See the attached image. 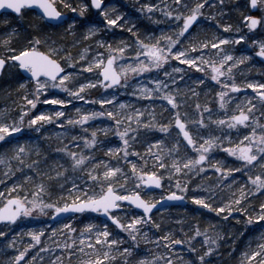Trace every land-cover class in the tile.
Segmentation results:
<instances>
[{
    "label": "snow or ice",
    "instance_id": "6c2138e0",
    "mask_svg": "<svg viewBox=\"0 0 264 264\" xmlns=\"http://www.w3.org/2000/svg\"><path fill=\"white\" fill-rule=\"evenodd\" d=\"M225 4L226 0L142 4L141 12L152 16L158 9L170 22L168 31L156 35L142 34L136 22L109 0H0V13L23 18L31 12L35 20L28 24L31 31L23 35V43L15 47L14 38L27 30L19 25L12 27L0 52V76L9 71L27 74V79L19 83L24 92L17 105L18 113L0 110V145L9 146L0 152V165L5 169L0 172V185L18 171L22 173V180L0 191V222L14 224L37 212L47 216V210H51L52 217L62 213L97 214L79 230L73 224L75 215L62 224L63 231L51 229L53 236L64 237L63 244L55 245L64 251L51 264H64L65 253L69 262L75 257L77 264H208V257L220 246V235H210L215 231L212 224L202 231L197 221L186 231L181 220V236L171 229L163 235L144 231L145 227L162 229V224L153 218V210L162 201L190 200L225 220L233 213H243L244 218L233 217L243 226L233 235L243 236L256 229L259 232L246 244L239 264H264V202L258 208L253 204L257 193L264 195V81L238 82L233 72L254 56L264 59V39L251 40L253 50L239 55L234 48H227L229 44L248 43L249 35L238 23L222 22ZM236 9L249 32L264 28V0H244ZM253 10L260 14H252ZM93 15L99 18L93 20ZM205 17L233 35L219 31L207 34L202 24ZM2 22L10 23L6 16ZM58 27L63 28L65 36L75 37L79 30L82 39L95 43L96 49L85 45L73 54L71 49L81 40L67 44L62 42L63 37L53 39L49 30ZM117 28L130 33V38L107 39L103 35ZM174 61L204 74L205 78L194 81L202 86L199 90L189 87L181 91L176 86L178 80L184 79L180 74L187 75V70L174 66ZM154 70L163 76L153 77L152 87L135 80ZM133 85L132 94L151 101L152 111L131 108L124 102L119 103V108L113 107L115 94L109 99L103 95L92 97L89 91L98 86L108 90ZM242 89L254 90L253 95L237 102L234 95ZM201 92L208 97L206 102H201ZM189 95L194 98L191 104ZM157 99L162 102L159 111ZM74 100L108 107H77ZM212 100L217 102L218 114L213 112ZM40 104L57 108L40 110ZM68 105H72V112L64 107ZM98 117L108 118L111 123L92 126L90 122ZM52 123L67 126L65 132L56 133L59 146L52 149L54 157L28 139L20 142L30 130L41 132ZM77 125L82 133L72 134ZM141 128L145 133L165 134L146 142L143 153L135 147L142 142ZM110 135L118 138L117 144H106ZM98 150L103 151V158L96 155ZM217 151L235 158L239 167L215 156ZM33 153L36 159H32ZM133 155L137 159H131ZM208 169L217 176L215 187L222 184L231 193L219 204L212 185L206 194L192 187V176L207 175ZM241 171L246 173V179L237 186L232 174ZM69 183L70 187H66ZM204 187L203 182L194 184L196 190ZM155 189H161L158 195ZM44 234V228L29 231L31 242L18 250L8 264H25L29 250L41 245ZM201 236L203 240L197 246V237ZM0 237H6V232L0 231ZM16 239L13 236L7 246L16 248ZM141 240L154 244L157 253L139 255ZM178 245H186L188 252L195 255L186 258ZM46 250L41 248L27 264H36L38 258L42 261L41 253Z\"/></svg>",
    "mask_w": 264,
    "mask_h": 264
},
{
    "label": "rangeland",
    "instance_id": "374dc122",
    "mask_svg": "<svg viewBox=\"0 0 264 264\" xmlns=\"http://www.w3.org/2000/svg\"><path fill=\"white\" fill-rule=\"evenodd\" d=\"M111 3H116L120 6V10L126 12L130 18H132L136 24L137 27L141 30L142 34H147L149 32L155 33L156 35H159L162 31H168L170 22L165 19L163 13L161 11L153 10V15L148 16L144 12H141L140 6L142 4L146 3H168L169 0H109ZM210 2H214V0H210ZM244 4V0H226L225 9H224V15L222 17V22H229L230 18H235V23L240 24L242 31L244 33H247L249 35V42L245 43L242 41L239 45H232L229 44L226 47L227 48H234L236 50V54L239 55L241 52H247L249 50H253V46L251 45V40H261L264 39V28H258L256 30H253L252 32H249L247 27L241 22L240 20H236L239 13L236 9V5ZM244 11H247V9H243ZM209 9H205V12H208ZM71 15V13H69ZM5 17V16H4ZM1 19L0 23V52L3 51V45L2 41L5 38V35L9 33L12 29V27L19 25L21 29H24V23L21 22L19 24L11 25L3 23V19ZM7 17V16H6ZM96 15L92 16L93 20L98 19ZM21 18H19L20 20ZM9 20V19H8ZM159 21V22H157ZM203 27L206 29L207 34H211L213 31H219L222 35H233L232 32H224L223 29L219 28L218 25H215L213 21L207 20L206 17L202 19ZM53 39L61 40L63 37L62 42L67 44H72L74 40H81V44L77 45L76 47H73L71 51L73 54L82 51L83 47L85 45H90L93 50L96 49V44L92 43L88 40H83L80 31L77 30L76 36L73 37L72 35H64L63 28H52L49 30ZM23 32V31H22ZM105 38L107 39H120V38H130L131 34L127 33L125 30L122 29H114L112 31L106 32L103 34ZM104 49H101L103 51ZM94 55V51L92 53ZM174 66L184 67L187 70V75L184 73H181L180 75H184L183 81H177V85L181 91H186L187 88H196L197 90L200 89L202 86H197L194 81L199 78H205L203 73H200L196 70H188V66L181 64L179 61L172 62ZM258 69H264V63L259 60L258 57L254 56L253 60L250 62H246L244 65H239L236 69L233 70L234 75L236 76V79L238 82H243L244 80H257V81H264V71H259ZM167 70L171 71V67H168ZM162 77V72H156L155 70L150 74H143L140 76L135 77V80L139 83H147L149 87H152V78L153 77ZM26 79L23 77L20 73L12 74L11 71L6 72L3 75L2 78V87L0 86V110H4L7 108L10 110L11 113L16 114L19 111V108L17 105L21 103L20 97L23 95L24 90L19 89V83L22 82V80ZM14 82L15 85V91L11 94L9 92V89L11 87V83ZM212 84H215V82H211ZM170 87H174L170 85ZM135 90V86H131L128 88H125L123 86L117 88L113 87L108 90L103 89L102 87H97L95 89H91L90 95L92 97H100L101 95L105 96L106 98H111L113 94L116 95L117 100L113 101V107L119 108V103L124 102L129 105H131V108L135 109H143L147 108L148 111H152L150 104L151 101L143 99L138 96H134L132 93ZM218 90V89H215ZM58 93L60 90H54ZM206 91V90H205ZM254 90L252 89H242L240 93L234 95V99H237V102H239L240 99H243L244 96H252ZM63 95H66L64 93ZM192 98L190 95L188 97L189 104H191ZM201 102H206L208 100V97L204 94V92H201L200 96ZM214 105L213 112L214 114H218L217 108H216V101H211ZM254 103H258L257 101L253 100ZM74 105L77 107H85L88 109H100V108H107L108 105L101 106L99 104H93L90 101H80V100H74ZM162 102L160 100H156L157 104V110L159 111V106ZM67 111L72 112L73 108L72 105L64 106ZM234 107V105H233ZM259 107V105H258ZM55 109L57 106L55 105H44L40 104L38 105V109L44 110V109ZM34 112L37 110H33ZM130 112V109L126 110ZM193 113L195 110H192ZM215 118V115H214ZM64 118H61L63 120ZM111 123L108 118L104 117H98L95 122H90L92 126L97 127H103L104 124ZM67 127V126H66ZM65 128H61L58 124L52 123V124H46L44 128L41 130V132H34L29 131V134L23 136L21 139V143H23L24 139L30 140L33 144L39 145L40 148L46 150L49 153V157H54V153L52 152V149L59 146L57 143V136L56 133H63L66 130ZM141 132V143H137L135 145L136 148H138L141 153H143L144 147L147 146L146 142H151L153 138H161L165 134L159 133L158 131L148 132L145 133L144 129H140ZM82 133V129L80 126H75L72 129V134H78ZM50 137V139L46 138ZM70 138V137H69ZM101 139H104L101 137ZM64 143H67V140H63ZM79 143V141H77ZM118 143V138L115 136H109L106 139V144L108 146H112ZM9 147L6 144L0 145V152H2L5 148ZM71 147V145H69ZM96 155L100 158H103V151L98 150ZM215 156L219 158H224L227 160V163L229 165H235L239 167V162L230 156H227L222 151H217L214 153ZM131 159H137L134 155L130 157ZM32 159H36L35 154L33 153ZM43 159V156L41 157ZM43 168V165H42ZM4 166L0 165V172H3ZM27 171V170H25ZM78 176H82V174H77ZM233 177L237 179V186L239 183H242L246 179V173L244 171H241L239 173H233ZM3 177L0 176V179ZM193 181V190L194 191H200L201 194H206L207 187L209 185L213 186L214 191L218 193L219 199H217V204H219L220 199H227L230 198V191L228 188L224 187L222 184L219 188H216L215 185L217 183V176L214 174V171L212 169L207 170V175L201 174L200 177L192 176ZM22 180V173L17 172L16 176H13L10 178V180H5L4 185H0V191L4 189L5 186L11 185V183L18 182ZM79 183V180L77 181ZM203 182L205 187L200 190H196L194 188L195 183H201ZM230 182V181H229ZM66 187H70V183L66 185ZM166 190V189H165ZM234 190V189H233ZM161 189L155 190L156 194L158 195ZM260 202H264V195L257 193L255 195V199L253 201V204L255 207L258 208V205ZM49 211V215L45 216L43 214H39L38 212L34 214L31 217H22L14 224H0V231L6 232V237H0V264H8V261L11 257L15 256L17 251L21 248L27 246L28 243L31 242V237L27 235V233L33 229L39 230L40 228L45 229V234L42 237V243L41 245L37 246L34 249L29 250V255L25 259V264H27V260L31 259V256L36 255L37 252H40L41 248H46L47 250L42 252L41 255L44 257V259L41 261L39 258L36 261V264H51L52 261L56 259V257L61 255V252L64 250L62 248L55 247L56 244H63L64 243V237L57 234L56 236L52 235L51 229L57 228L62 229V224L67 223L68 219L59 221V222H53L52 216H51V210ZM97 214H80L75 215L76 219L73 221L74 226L77 227L79 230L80 228H83L84 225L90 221L93 220V218ZM239 215L241 218H244L243 213H233V217ZM229 217L227 220L223 218L222 215L214 213L208 209H204L199 205L193 204L189 200V205L184 207H171L167 208L165 210L160 211L159 213L153 215V218L157 220V222H160L162 224V229H154V228H148L145 227L144 231H150V233H156L163 235L170 229L177 235L181 236L182 234L179 232V227L181 225H178V222L183 220V227L185 230H189L193 228L197 221L199 223H202L204 226L201 227L202 231L204 228H207L209 224H212L215 228V231L210 232V235L215 237L217 234L220 235V241H219V248L217 251L208 257V264H239V260L241 258V252L245 249L246 244L253 240V237L256 236L259 232V229H256L255 232L248 231L243 236L240 235H233L238 234L240 231L243 230V226L240 224H237V221L233 218ZM96 223H99V221H94ZM111 226V225H110ZM66 235H70L67 234ZM13 236H17L16 239V248H11L7 246V242L12 239ZM126 236V234H125ZM151 239V235H150ZM203 237H197L196 243L197 246H199L200 242H202ZM255 246V242H253V247ZM206 247V246H205ZM177 248H183L184 254L186 258H191L195 254L189 253L186 245H178ZM222 250L223 253H218L219 250ZM160 251H163V248L161 247ZM157 253V247L154 244H146L141 240L139 245V255H150V254H156ZM64 264H77V260L74 257L71 262L67 259V255L65 253L64 256Z\"/></svg>",
    "mask_w": 264,
    "mask_h": 264
},
{
    "label": "trees",
    "instance_id": "16d2710c",
    "mask_svg": "<svg viewBox=\"0 0 264 264\" xmlns=\"http://www.w3.org/2000/svg\"><path fill=\"white\" fill-rule=\"evenodd\" d=\"M6 16H7V18L9 19V21L12 23L11 25L19 24V23L23 22V23H24V29L27 30V31H23V32L21 33V36H20V37H16V38H14V40H13V46L15 47V46L19 45L20 43H23V35H27L28 32L31 31V29L28 28V24H29L30 22H31V23H35V20H34L33 15H32L31 12L26 13L25 16H24L23 18H21L20 20H19V18L15 17V16H13V15H10V14H8V15H6ZM3 17H4V16H1V17H0V23H1V19H2ZM234 20H235V19L230 18V19H229V22H232V23L235 24V21H234ZM236 20H240V16H238V17L236 18ZM0 27H1V26H0ZM0 32H1V31H0ZM0 50H1V47H0ZM10 85H11V87H10V89H9V92H11V94H12V93H14V91H15V85H14V82H12ZM198 222H199V221H198ZM200 225H201V227L204 226L202 223H200ZM218 253H221V254H222L223 251L220 249V250L218 251Z\"/></svg>",
    "mask_w": 264,
    "mask_h": 264
},
{
    "label": "water",
    "instance_id": "95a60500",
    "mask_svg": "<svg viewBox=\"0 0 264 264\" xmlns=\"http://www.w3.org/2000/svg\"><path fill=\"white\" fill-rule=\"evenodd\" d=\"M253 12H256L255 10H253ZM4 14V13H0V16ZM55 23V22H53ZM262 59V58H261ZM262 61H264V59H262ZM26 78H27V74H23ZM1 78V76H0ZM155 190H159V189H155ZM188 201L187 200H166V201H162L160 205L157 206L156 209L153 210V213L155 212H158L159 210H162L166 207H169V206H178V205H185L187 204ZM139 211V210H137ZM76 214H79V213H62L60 214L58 217H52V221L53 222H59V221H62V220H65L73 215H76ZM103 219H106V218H103ZM5 222H0V224H4ZM7 224V223H5Z\"/></svg>",
    "mask_w": 264,
    "mask_h": 264
},
{
    "label": "flooded vegetation",
    "instance_id": "af4514ba",
    "mask_svg": "<svg viewBox=\"0 0 264 264\" xmlns=\"http://www.w3.org/2000/svg\"><path fill=\"white\" fill-rule=\"evenodd\" d=\"M260 13L258 12L256 15H259ZM189 205V204H188ZM188 205H186V206H188Z\"/></svg>",
    "mask_w": 264,
    "mask_h": 264
},
{
    "label": "bare ground",
    "instance_id": "6f19581e",
    "mask_svg": "<svg viewBox=\"0 0 264 264\" xmlns=\"http://www.w3.org/2000/svg\"><path fill=\"white\" fill-rule=\"evenodd\" d=\"M235 19V18H234Z\"/></svg>",
    "mask_w": 264,
    "mask_h": 264
}]
</instances>
